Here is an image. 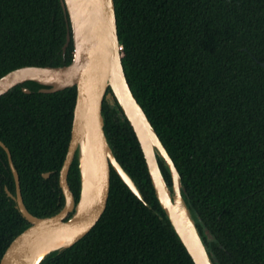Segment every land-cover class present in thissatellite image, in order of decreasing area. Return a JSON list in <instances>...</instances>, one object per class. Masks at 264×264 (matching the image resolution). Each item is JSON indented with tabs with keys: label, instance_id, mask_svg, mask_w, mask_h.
<instances>
[{
	"label": "trees",
	"instance_id": "obj_1",
	"mask_svg": "<svg viewBox=\"0 0 264 264\" xmlns=\"http://www.w3.org/2000/svg\"><path fill=\"white\" fill-rule=\"evenodd\" d=\"M114 1L128 82L178 167L214 263L264 264V0ZM68 22L61 0H0V76L24 64L69 63ZM43 86L26 80L0 95V139L38 216L64 204L59 172L77 94L76 86ZM102 112L114 154L144 200L112 167L100 219L40 264H195L159 203L129 120L107 98ZM68 181L78 200L77 155ZM5 187L15 194L0 145V259L30 224Z\"/></svg>",
	"mask_w": 264,
	"mask_h": 264
},
{
	"label": "water",
	"instance_id": "obj_2",
	"mask_svg": "<svg viewBox=\"0 0 264 264\" xmlns=\"http://www.w3.org/2000/svg\"><path fill=\"white\" fill-rule=\"evenodd\" d=\"M61 3L69 21L63 50H66L72 40V60L61 65L24 64L15 67L0 76V95L26 80L45 85L40 88L41 91L76 86L71 136L59 172L64 204L56 213L48 216L35 215L27 208L10 149L0 139V145L7 152L16 185L15 194L8 187H5L6 191L15 199L16 206L30 223L10 241L0 264H40L51 251L64 249L83 237L100 219L107 206L112 167L129 188L144 200L139 186L117 159L108 141L102 112L104 98L116 108H121L132 125L159 203L195 264H215L184 197L185 186L178 167L128 82L122 62L115 1L61 0ZM261 63L264 66V61ZM22 88L26 92L31 91L27 86ZM82 152L88 155L89 176L96 192L91 203L76 213L83 199L85 181L81 167ZM75 155L78 157L80 172L78 200L68 181ZM160 159L168 167L171 185L162 171ZM43 175L48 177L50 171L43 172ZM204 233L212 235L208 228ZM65 235L70 237L60 246L49 249L40 258L37 257L36 248L39 244Z\"/></svg>",
	"mask_w": 264,
	"mask_h": 264
},
{
	"label": "bare ground",
	"instance_id": "obj_3",
	"mask_svg": "<svg viewBox=\"0 0 264 264\" xmlns=\"http://www.w3.org/2000/svg\"><path fill=\"white\" fill-rule=\"evenodd\" d=\"M81 167L83 168V174L85 176L84 181V189H83V199L80 204L79 210L76 212L85 209L92 201L96 188L92 185L90 176H89V158L88 155L82 152L81 155ZM70 235L60 236L57 238L49 239L41 244H39L36 248L37 257L40 258L46 251L52 249L54 247L60 246L64 241H66Z\"/></svg>",
	"mask_w": 264,
	"mask_h": 264
}]
</instances>
